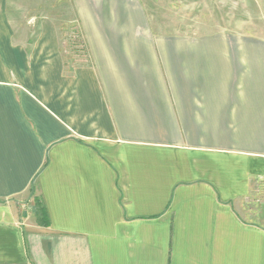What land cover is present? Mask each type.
<instances>
[{"label":"crops","instance_id":"0c3cea01","mask_svg":"<svg viewBox=\"0 0 264 264\" xmlns=\"http://www.w3.org/2000/svg\"><path fill=\"white\" fill-rule=\"evenodd\" d=\"M88 1L84 62L0 23V264H264V41Z\"/></svg>","mask_w":264,"mask_h":264},{"label":"rangeland","instance_id":"374dc122","mask_svg":"<svg viewBox=\"0 0 264 264\" xmlns=\"http://www.w3.org/2000/svg\"><path fill=\"white\" fill-rule=\"evenodd\" d=\"M140 1L159 33L264 41V0ZM78 9L77 0H0V23L15 41L46 40L50 33L44 31L54 28L72 62H84L89 57Z\"/></svg>","mask_w":264,"mask_h":264},{"label":"trees","instance_id":"16d2710c","mask_svg":"<svg viewBox=\"0 0 264 264\" xmlns=\"http://www.w3.org/2000/svg\"><path fill=\"white\" fill-rule=\"evenodd\" d=\"M35 211L37 215L38 222L42 225L49 224V215L47 208L42 200L36 198L35 200Z\"/></svg>","mask_w":264,"mask_h":264}]
</instances>
